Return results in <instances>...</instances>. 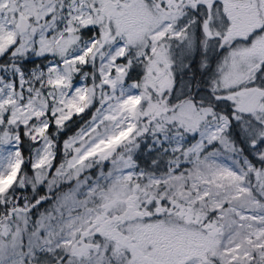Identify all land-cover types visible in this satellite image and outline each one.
Returning <instances> with one entry per match:
<instances>
[{
  "label": "snow or ice",
  "instance_id": "1",
  "mask_svg": "<svg viewBox=\"0 0 264 264\" xmlns=\"http://www.w3.org/2000/svg\"><path fill=\"white\" fill-rule=\"evenodd\" d=\"M0 264H264V0H0Z\"/></svg>",
  "mask_w": 264,
  "mask_h": 264
}]
</instances>
